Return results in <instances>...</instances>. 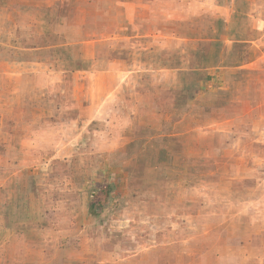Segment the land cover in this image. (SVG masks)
<instances>
[{
    "label": "rangeland",
    "instance_id": "374dc122",
    "mask_svg": "<svg viewBox=\"0 0 264 264\" xmlns=\"http://www.w3.org/2000/svg\"><path fill=\"white\" fill-rule=\"evenodd\" d=\"M0 264H264V0H0Z\"/></svg>",
    "mask_w": 264,
    "mask_h": 264
},
{
    "label": "crops",
    "instance_id": "0c3cea01",
    "mask_svg": "<svg viewBox=\"0 0 264 264\" xmlns=\"http://www.w3.org/2000/svg\"><path fill=\"white\" fill-rule=\"evenodd\" d=\"M54 40V39H53ZM48 41H50V40H48ZM64 42V41H63ZM69 46H70V49H73L72 47H75V45L76 44H68ZM72 46V47H71ZM70 49H68V50H70ZM86 49H87V46L85 45V46H83L82 45V49L81 50H83V51H86ZM65 51V50H64ZM84 56V55H83ZM83 56L82 55H80L79 56V59H81V58H83ZM34 62V61H33ZM77 64H78V66L80 67L81 66V68H85V67H87V66H85V64H87V63H81L80 64V60H77ZM40 81H42V77L41 78H38V82H40ZM45 89H47V86H46V88ZM45 94H46V92H45ZM86 103V105H87V107H90V103L88 102H85ZM88 115L90 114L89 112L87 113ZM83 117V116H82ZM84 119H88L87 117L85 118V117H83Z\"/></svg>",
    "mask_w": 264,
    "mask_h": 264
}]
</instances>
